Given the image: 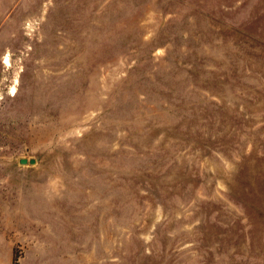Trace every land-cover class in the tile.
<instances>
[{
  "label": "rangeland",
  "instance_id": "obj_1",
  "mask_svg": "<svg viewBox=\"0 0 264 264\" xmlns=\"http://www.w3.org/2000/svg\"><path fill=\"white\" fill-rule=\"evenodd\" d=\"M0 264H264V0H0Z\"/></svg>",
  "mask_w": 264,
  "mask_h": 264
},
{
  "label": "water",
  "instance_id": "obj_2",
  "mask_svg": "<svg viewBox=\"0 0 264 264\" xmlns=\"http://www.w3.org/2000/svg\"><path fill=\"white\" fill-rule=\"evenodd\" d=\"M34 160H29V161H27L26 159H20V161H19V163L21 164V165H26L27 163H29L30 165H33L34 164Z\"/></svg>",
  "mask_w": 264,
  "mask_h": 264
},
{
  "label": "bare ground",
  "instance_id": "obj_3",
  "mask_svg": "<svg viewBox=\"0 0 264 264\" xmlns=\"http://www.w3.org/2000/svg\"><path fill=\"white\" fill-rule=\"evenodd\" d=\"M7 62V61H6ZM14 91V89H12Z\"/></svg>",
  "mask_w": 264,
  "mask_h": 264
}]
</instances>
